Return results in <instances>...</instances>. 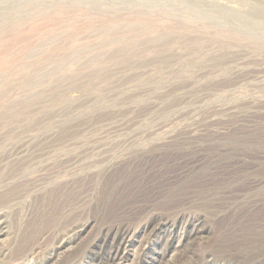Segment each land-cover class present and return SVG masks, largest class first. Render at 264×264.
<instances>
[{
  "label": "rangeland",
  "instance_id": "1",
  "mask_svg": "<svg viewBox=\"0 0 264 264\" xmlns=\"http://www.w3.org/2000/svg\"><path fill=\"white\" fill-rule=\"evenodd\" d=\"M0 132V264H264V0H0Z\"/></svg>",
  "mask_w": 264,
  "mask_h": 264
},
{
  "label": "bare ground",
  "instance_id": "2",
  "mask_svg": "<svg viewBox=\"0 0 264 264\" xmlns=\"http://www.w3.org/2000/svg\"><path fill=\"white\" fill-rule=\"evenodd\" d=\"M49 133V132H48ZM52 133V132H51ZM45 134H46V132H45ZM40 135V134H39ZM47 135H49V136H53V135H55V134H47ZM36 136H38V134L37 135H35V137ZM43 136H44V134H43ZM31 137V136H30ZM33 137V136H32ZM4 138H7V134L6 133H2V132H0V139H4ZM40 138H42V137H39V139ZM46 138V137H45ZM50 138V137H49ZM24 141V140H23ZM26 141V140H25ZM36 142H38L37 141V139H36ZM41 142V141H40ZM17 143V142H16ZM34 142H32L31 140H29L28 142H25V143H22L21 144V142H19V143H17V144H14L13 145V148L14 149H16V148H19V149H21V148H25L26 146L25 145H27L28 147L30 146V148H31V145L33 144ZM9 146H10V144H9ZM12 146V145H11ZM35 146V145H34ZM33 147V146H32ZM13 148H12V150H13ZM36 148V147H35ZM28 149V148H27ZM9 150V149H8ZM22 150V149H21ZM20 150V151H21ZM11 151V150H10ZM9 151V152H10ZM14 151V150H13ZM13 151H11V152H13ZM20 151H18V152H20ZM8 152V153H9ZM17 152V153H18ZM15 153V152H14ZM13 154V153H12ZM17 176V174L15 173V172H12V171H10L9 173H5V172H3V173H0V182H1V186H5L6 187V185H8L9 183H11V182H15V180H13L15 177ZM19 180V179H18ZM4 187V188H5ZM2 216H4V213L3 212H1L0 211V235L1 234H3V230H2V224L5 222L4 220H1V218H2ZM4 254V253H3ZM5 255V254H4ZM95 264H99L98 262L97 263H95Z\"/></svg>",
  "mask_w": 264,
  "mask_h": 264
}]
</instances>
